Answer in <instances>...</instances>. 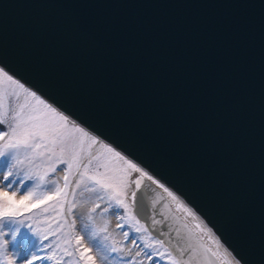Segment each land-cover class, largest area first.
<instances>
[{"label":"water","instance_id":"obj_1","mask_svg":"<svg viewBox=\"0 0 264 264\" xmlns=\"http://www.w3.org/2000/svg\"><path fill=\"white\" fill-rule=\"evenodd\" d=\"M0 65L264 264V0H0ZM135 180L134 214L162 220L154 237L187 261L182 225L199 234Z\"/></svg>","mask_w":264,"mask_h":264},{"label":"snow or ice","instance_id":"obj_2","mask_svg":"<svg viewBox=\"0 0 264 264\" xmlns=\"http://www.w3.org/2000/svg\"><path fill=\"white\" fill-rule=\"evenodd\" d=\"M0 77H6L12 84L18 85V87L23 89L27 94V97H31L36 101L35 104H31L26 98L25 103L18 106L19 110L14 111L11 108V98L12 96L18 98L19 94L15 92L5 94L3 91H0V109H2V111H0V141L3 142L0 144V158L8 159L6 174L0 177V180L8 181L9 183L5 185V187L11 188L13 184L16 183L14 180H9V178L13 176L12 169L21 165L35 166L34 162L37 159H40L42 163L47 162L48 165L47 171L39 176L41 182L44 181V176L49 173H55L58 169L64 172L63 187L57 184L55 190L46 195L43 199H36L33 201L34 193L31 190L27 191L20 199H16L15 191L9 193L8 191L0 190V218L22 216L26 212H30L41 205L47 204L48 201L54 198L63 197L66 199L69 195L75 196L76 191L82 188L83 192L98 193L96 199L100 201L99 203H95L93 207L87 209V218L89 221H93L92 214L98 211L103 215L110 210L114 212L117 209L122 210L123 215H120L119 219L123 221V223H118L116 227L119 229L130 228V231H123L122 235L128 244L139 249L135 253V257H140L143 254L147 260L153 261V264H159L158 261L154 260V257H159L161 260L166 259L171 261L172 264H191L192 257L196 256L198 253H202L205 258L209 256L217 258L215 261H211L210 264H233V260L228 257L227 252H213L202 242L200 237L194 235L193 230L188 228L187 224H183L182 226L187 229L190 239L194 240L195 243H190L187 248H180L178 251L182 258L184 253L190 249L191 256L187 261L173 256L172 251L167 247L166 240L154 237L151 231V227L160 225L163 221L157 220L153 216L142 223L141 218L134 214L133 209L137 207L138 193L137 191L131 192V203H129L127 200L128 193L125 190L128 187V172L126 169L109 170L108 166L105 165V172H95L89 175V166L85 164L83 165V172H73L74 165L77 169L80 168V164H78L77 161L80 158L85 140H89V146H91V144H96L98 142L97 137L90 136L83 127H80L76 123H72L71 130H69V117L67 115L58 111V109L51 104L46 103L35 91H30L23 83L14 80L4 67H0ZM0 83H2V81H0ZM6 95L8 97L7 99L5 98ZM10 112L12 113L11 116H9ZM5 125L8 126L7 130H4ZM74 133H79L80 135L76 136ZM102 147L107 149L109 153L113 152V149L107 144H103ZM57 149H59V152H57ZM21 155H23V159H21ZM114 155L121 160L124 159L119 152H115ZM65 156L68 158L65 159ZM91 163L92 161L89 160V164ZM125 163L128 168L140 173V177L135 180L136 189L141 188L144 177H147L149 181L153 180L152 176L142 171L130 160L125 161ZM35 167L38 169V166ZM121 171L123 174H118ZM71 175H78L79 178L70 181L69 176ZM25 179H31L28 172L25 173ZM153 182L158 183L157 181ZM20 183H23V181ZM70 183L74 184L75 187L70 189ZM160 186L164 187L163 185ZM164 191L167 192L173 200H176V197L172 192L168 191L167 188H164ZM152 204L153 207H155L156 201L154 200ZM77 206L76 202L68 201L66 214H72ZM61 207L63 208L64 205L61 204ZM164 207L168 208V205ZM177 207L183 209V211L189 215H193L195 219L194 213L191 209L185 207L184 204L177 202ZM173 219L179 221V217H173ZM75 226L76 221L72 220L69 224V228L75 229ZM195 227L200 228L201 231L206 230L201 227L200 222H197ZM33 231L35 230L33 229ZM107 232L108 227L107 222H105V225L98 230H94L92 235L94 238L99 237L101 241H106L109 237L101 234ZM19 233V227L11 229L9 232L0 231V255L3 256V264H17L18 257L20 260L24 261L25 264H34L35 261L52 258L56 255L55 252L51 251L53 245L45 243V241H48L49 236L52 235L51 231H49L47 235L40 237L39 244V250L43 251L44 249H48L51 253L50 256L45 257L32 254L31 259H28L25 253L22 256L21 252L16 250H13L16 255H9V240L5 239L6 236H11V243L16 248L22 249L27 243L26 241L24 244L18 243ZM142 233H147V236L140 235ZM164 235H168L167 230L158 234V236ZM75 241L77 250L80 252V259H82L85 264H95V257L89 254L91 249L84 245L83 237L77 235ZM64 243L70 245L71 238L66 239ZM217 244H219V241H217ZM55 247L61 250L65 256L73 255L67 247L61 248L60 244H56ZM125 247L126 245L124 244H121L120 247L113 245L110 246L109 251L112 253H120ZM160 248H163L164 251H160ZM135 257L123 259L122 264H135ZM235 264H240V262L237 260Z\"/></svg>","mask_w":264,"mask_h":264},{"label":"rangeland","instance_id":"obj_3","mask_svg":"<svg viewBox=\"0 0 264 264\" xmlns=\"http://www.w3.org/2000/svg\"><path fill=\"white\" fill-rule=\"evenodd\" d=\"M13 79L16 80L15 78ZM0 81H2V83H0V91H3L5 94H10L13 92L19 94L18 98L15 96H12L11 98L12 110L18 111V106L25 103L26 98L29 103H36L34 99L27 97V94L23 89L19 88L18 85H14L9 82L6 77H0ZM29 90L33 91L31 89ZM5 98H8L7 95ZM41 99L48 103L44 98L41 97ZM0 111H2V109H0ZM11 115L12 113L10 112L9 116ZM72 123L73 122L69 120V130H71ZM7 127L8 126L5 125L4 130H7ZM85 131H87L90 136H96L98 142L89 146L90 141L87 139L85 140L80 158L77 161V163L80 164V168L77 169L74 165L73 172H83V165L85 164H88L89 166V175L95 172H105V165L108 166L109 170L126 169L128 172V187L125 190L129 195L132 180H135L136 177H133L135 171L128 168L125 161L130 160L132 163H136L121 153L117 148H114L112 145L108 144V142L98 137L96 134L88 131L87 129H85ZM74 135L79 136L80 134L74 133ZM2 143L3 142L0 141V144ZM103 144H107L109 147H111L113 152L109 153L107 149L102 147ZM57 152H59V149H57ZM115 152H119L124 159L121 160L119 157H116L114 155ZM64 158L67 159L68 157L65 156ZM21 159H23V155H21ZM89 160L92 161L91 164H89ZM7 162V158H0V177L6 174ZM34 164L35 166H38V169L35 166L29 165H21L12 169L13 176L10 177L9 180H14L16 183L13 184L11 188H8L5 187V185H7L9 182L0 180V190L8 191L9 193L15 191L16 199H20L27 193V191L31 190L34 193L33 201H35L36 199H43L46 195L53 192L57 184H59L60 187H63L64 172L62 170L58 169V171L55 173H49L48 175L44 176V181L41 182L39 176L43 175L44 172L47 171V162L42 163L40 159H37ZM26 172L29 173L31 179H25ZM118 174H123V172L121 171ZM78 178V175L69 176L70 181H74ZM21 181H23V183H20ZM69 187L71 189L75 187V185L70 183ZM97 195L98 193L83 192V189L81 188L76 191L75 196L69 195L66 199L63 197L54 198L53 200L48 201L47 204L41 205L30 212H26L22 216L0 218V226H2L0 227V231L9 232V230L19 227L20 233L18 234V243L24 244L25 241L27 242L22 249H19L12 245L11 236H6L5 239L9 240L8 254L16 255V253L13 251L16 250L20 251L22 256L25 253L28 259H31L32 254L45 257L50 256L51 253L48 249H44L43 251L39 250V244L40 237L47 235L49 231H51L52 235L49 236L48 241H45V243L53 245L51 251L55 252L56 255L52 258H45L41 261H35L34 264H85V262L80 259V252L77 250L75 241V237L77 235L83 237L84 245L91 249L89 254L95 257V264H122L123 259L135 257V253L139 249L128 244L122 235L123 231H130V228L119 229L116 227L118 223H123V221L119 219V216L123 215L122 210L117 209L115 212L110 210L108 213L103 215H101L98 211L97 213L92 214L93 221L88 220L87 209L93 207L95 203L100 202L96 199ZM128 198L129 196H127V200ZM68 201H74L78 205L72 214H66ZM61 204L64 205L63 208L61 207ZM72 220L76 221L75 229L69 228V224ZM105 222H107L108 232L102 233L101 235H107L109 239L106 241H101L99 237L94 238L92 233L94 230H98L99 228L103 227ZM33 229L35 231H33ZM140 235L147 236V233H142ZM69 238H71V244H65L64 241ZM56 244H60L61 248L67 247L68 250L73 253V255H63V252L55 247ZM121 244L126 245L122 252L112 253L109 251L110 246L115 245L116 247H120ZM159 250L164 251L163 248H160ZM154 260L158 261L159 264H172L171 261L166 259L161 260L159 257H154ZM0 264H3L2 255H0ZM17 264H25V262L20 260L18 257ZM135 264H153V261L147 260L142 254L140 257H135Z\"/></svg>","mask_w":264,"mask_h":264},{"label":"bare ground","instance_id":"obj_4","mask_svg":"<svg viewBox=\"0 0 264 264\" xmlns=\"http://www.w3.org/2000/svg\"><path fill=\"white\" fill-rule=\"evenodd\" d=\"M0 67H2L0 65ZM5 69V68H4ZM6 70V69H5ZM9 75H11L13 78H15L16 80H18L20 83H23L25 85V83L20 80L17 76H15L14 74H12L11 72H9L8 70H6ZM33 90V89H31ZM35 91V90H33ZM39 96H41V94H39V92L35 91ZM42 97V96H41ZM43 98V97H42ZM45 99V98H44ZM48 103H50L47 99H45ZM53 107H56L54 106L52 103H50ZM57 108V107H56ZM58 109V108H57ZM58 111H61L58 109ZM62 112V111H61ZM64 113V112H63ZM65 114V113H64ZM66 115V114H65ZM70 120V119H69ZM72 121V120H71ZM73 123H76L78 125H80L81 127H83V125L75 122V121H72ZM85 129H87L88 131H90L88 128L86 127H83ZM92 132V131H90ZM109 144V143H108ZM111 145V144H110ZM114 147V146H113ZM115 148V147H114ZM117 148V147H116ZM120 151V150H119ZM121 152V151H120ZM123 153V152H121ZM124 154V153H123ZM126 155V154H124ZM129 157V156H127ZM130 158V157H129ZM131 159V158H130ZM134 161V160H133ZM137 165L138 168H140L142 171L144 172H147L148 175L152 176L153 180L151 181L154 185H156L163 193V195L166 196V198L168 199V201L171 203L170 205L173 206V208L176 210V212H178L183 218L184 220H186V222H188V224L199 234V236L202 238V240H204L209 247L210 249H212L213 252H216V251H219L220 253H225L227 252L228 254V257L230 259L233 260V264H235V262L238 260L241 263V261L232 253V251L225 245V243H223V241L219 238V236L217 235V233L214 231V229L209 225L207 224V222L205 221V219L202 217V215H200L191 205H189V203H187L185 201V199L180 195L178 194L175 190H173L170 185H166V183H164L163 181H161L159 178H157L152 172H150L149 170H147L144 166H142L140 163L134 161ZM133 177H140V173L139 172H134V175ZM147 178V177H145ZM153 181H157L158 183H154ZM160 185H163L164 187H161ZM134 186V184H133ZM164 188H167L168 191L172 192L173 195L176 197V200H173L171 196L168 195L167 192L164 191ZM131 192L132 190L130 189L129 190V195L128 196H131ZM19 196V195H18ZM21 196V194H20ZM130 198V197H129ZM177 202H180L182 204L185 205V207L191 209V211L194 213L195 215V219L193 217V215H189L188 213L184 212L183 209L181 208H178L177 207ZM197 222H200L201 223V227L206 229L205 231H201L200 228H196L195 225ZM217 241H219V244H217Z\"/></svg>","mask_w":264,"mask_h":264}]
</instances>
